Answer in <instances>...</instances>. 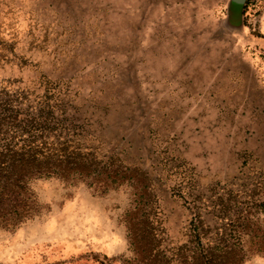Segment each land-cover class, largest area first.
I'll use <instances>...</instances> for the list:
<instances>
[{"label":"rangeland","instance_id":"374dc122","mask_svg":"<svg viewBox=\"0 0 264 264\" xmlns=\"http://www.w3.org/2000/svg\"><path fill=\"white\" fill-rule=\"evenodd\" d=\"M18 2L15 16L2 6L0 21H17L16 52L27 66L0 69V80L29 81L66 61L82 69L86 96L131 69L119 95L135 94L137 115L152 116L148 130L175 138L171 148L203 183L242 171L264 177V0ZM35 190L40 213L0 229V264H124L131 256L121 224L128 186L100 194L49 179ZM246 264H264V254Z\"/></svg>","mask_w":264,"mask_h":264},{"label":"trees","instance_id":"16d2710c","mask_svg":"<svg viewBox=\"0 0 264 264\" xmlns=\"http://www.w3.org/2000/svg\"><path fill=\"white\" fill-rule=\"evenodd\" d=\"M18 1L26 0H0V14L5 6L15 16ZM11 18L0 21V69L27 66ZM39 28L31 23L32 33ZM60 64L29 81L0 80V229L40 213V181L82 182L100 194L126 185L131 202L121 224L131 256L124 264H246L264 254V177L242 171L203 183L171 148L175 138L148 130L152 116L137 115L135 94L119 95L131 69L83 96L82 69Z\"/></svg>","mask_w":264,"mask_h":264},{"label":"water","instance_id":"95a60500","mask_svg":"<svg viewBox=\"0 0 264 264\" xmlns=\"http://www.w3.org/2000/svg\"><path fill=\"white\" fill-rule=\"evenodd\" d=\"M232 4H233V0H232V3H231V6H232Z\"/></svg>","mask_w":264,"mask_h":264}]
</instances>
